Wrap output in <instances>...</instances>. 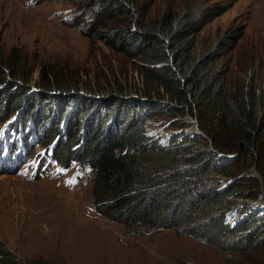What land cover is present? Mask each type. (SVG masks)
<instances>
[{"label": "rangeland", "instance_id": "obj_1", "mask_svg": "<svg viewBox=\"0 0 264 264\" xmlns=\"http://www.w3.org/2000/svg\"><path fill=\"white\" fill-rule=\"evenodd\" d=\"M129 1L143 23L188 10L195 28L188 38L193 56L216 50L218 44L224 51L232 39L230 51H216L211 73L223 75L230 99L240 98L248 84L264 96V0ZM97 8L94 0H0V67L9 73V82L23 83L28 96L42 90L43 68L62 86L70 76L81 87L51 133L55 124L41 122L42 106L28 115V98L17 107L5 101L3 105L1 97L11 84H0V249H7L16 264H264V249L230 251L223 258L173 229L127 235L122 224L97 214L90 202L93 173L75 160L84 144L85 122L68 147L69 157L58 160V148L68 138L66 122L77 102L101 96L141 101L146 97L142 91L150 90L137 58L103 37L111 28L133 29L129 14L89 25ZM149 96L181 107L164 95ZM182 109V114L168 112L149 120L146 135L169 145L199 131L197 118ZM252 161L246 160L249 170ZM260 188L255 199H235L228 221L234 224L246 209L264 207Z\"/></svg>", "mask_w": 264, "mask_h": 264}, {"label": "trees", "instance_id": "obj_2", "mask_svg": "<svg viewBox=\"0 0 264 264\" xmlns=\"http://www.w3.org/2000/svg\"><path fill=\"white\" fill-rule=\"evenodd\" d=\"M94 2L98 11L89 25L129 14L133 29L111 28L103 37L126 56L137 58L144 86L150 90L142 91L146 97L141 101L101 96L77 102L66 122L68 138L58 148V160L69 157L68 147L85 122L84 144L75 160L93 173L90 202L97 214L122 224L127 235L173 229L223 258L230 251L264 249L263 206L246 209L234 224L227 218L235 199H255L260 187L264 192V96L248 84L240 98L230 99L223 75L211 73L216 51L228 52L235 42L230 39L224 51L218 44L216 50L193 56L188 38L195 28L188 10L143 23L129 0ZM6 76L9 73L0 67V84L10 83ZM67 78L62 86L42 68V90L27 96V86L11 82L1 102L17 107L28 98V115L42 106L41 122L54 123L51 133H55L72 106L71 98L81 89L77 81ZM151 92L181 107L151 100ZM182 108L197 118L204 138L188 133L167 145L146 135L149 120L168 112L182 114ZM236 153L232 161L221 158ZM248 158L263 179L261 185L250 174ZM14 262L7 249H0V264Z\"/></svg>", "mask_w": 264, "mask_h": 264}, {"label": "water", "instance_id": "obj_3", "mask_svg": "<svg viewBox=\"0 0 264 264\" xmlns=\"http://www.w3.org/2000/svg\"><path fill=\"white\" fill-rule=\"evenodd\" d=\"M177 107L178 106H172L171 108H177ZM192 133L193 134H196L198 136H201L202 138H204L203 135H202V133L200 131H198V130H194V131H192ZM209 143H210V141H209ZM207 149L213 152V150L210 148V144L208 145V148ZM236 156H237V153L236 154H233V155L230 154L228 156L222 155L221 158L224 159V160H226V161H232ZM249 171H250V174L251 175H253V176H255V177H257L259 179L260 185H261L262 184V179L257 176V174L255 173L254 169L251 168ZM259 198H261L262 200H264V193H263V191H262L261 188H260Z\"/></svg>", "mask_w": 264, "mask_h": 264}]
</instances>
